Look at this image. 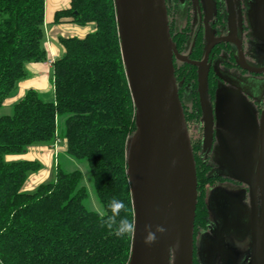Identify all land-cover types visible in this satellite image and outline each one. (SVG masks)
Listing matches in <instances>:
<instances>
[{
  "label": "trees",
  "instance_id": "trees-1",
  "mask_svg": "<svg viewBox=\"0 0 264 264\" xmlns=\"http://www.w3.org/2000/svg\"><path fill=\"white\" fill-rule=\"evenodd\" d=\"M53 24L94 31L84 38H60L64 54L54 64L55 102L29 91L12 114L0 116V264H128L133 232L115 235L100 213L86 208L81 171L66 172L58 164L53 181L27 192L24 185L41 164L6 160L31 146L64 141L70 157L89 163L104 209L115 197L126 206L120 216L134 224L128 153L137 132L136 110L115 0H72L69 8L56 12ZM172 39L182 52L184 38L172 30ZM202 50L195 46L192 58L201 59ZM47 59L46 0H0V108L26 78V65ZM175 72L198 177L196 237L208 227L206 193L213 181L202 139L191 134L202 119L201 74L195 65L177 61ZM208 94H215L212 80ZM194 260L201 264L196 250Z\"/></svg>",
  "mask_w": 264,
  "mask_h": 264
},
{
  "label": "water",
  "instance_id": "water-1",
  "mask_svg": "<svg viewBox=\"0 0 264 264\" xmlns=\"http://www.w3.org/2000/svg\"><path fill=\"white\" fill-rule=\"evenodd\" d=\"M115 8L137 124L128 153L135 218L128 264H195L198 177L176 79L175 58L200 69L202 109L206 131L210 134L213 113L208 102L209 79L205 72L214 43L209 46L205 60L192 62L179 53L172 39L165 0H115ZM244 68L254 74L264 73V69L255 70L245 62ZM236 82H233L234 87L243 85L242 81ZM244 105L242 99L233 97L221 107L229 108L226 111L232 113L230 120L249 121L250 114ZM223 115L218 132L231 147ZM235 160L242 169L246 168L242 178L252 186L253 195L257 185L261 188L263 210L260 226L254 216L252 264H264V157L259 161L257 177L255 156ZM146 225H150L156 235L150 245L145 243ZM157 226L163 227L165 232H156Z\"/></svg>",
  "mask_w": 264,
  "mask_h": 264
},
{
  "label": "flooded vegetation",
  "instance_id": "flooded-vegetation-1",
  "mask_svg": "<svg viewBox=\"0 0 264 264\" xmlns=\"http://www.w3.org/2000/svg\"><path fill=\"white\" fill-rule=\"evenodd\" d=\"M166 5L171 36L173 30L175 35L179 34L185 40L184 50L180 52L178 49L182 56L192 62H202L209 46L214 43L205 72L209 81L215 83L214 97L208 94L213 113V132L209 134L206 131L203 109L201 125L198 124V128L199 125L202 127L199 135L203 143L202 154L212 166L210 175L213 181L207 186L206 193L208 227L195 237L197 257L200 261L201 237L211 235L208 248L213 251L219 264H240L242 254H245L242 263L251 264L252 227L254 216L260 226L262 192L257 185L253 195L252 186L242 178L246 168L242 169L235 159L249 160L255 156L256 176L259 161L264 157V73L254 74L244 68L245 62L255 70L264 69V0H167ZM195 46H202L203 49V56L199 60L192 58ZM176 61L190 64L175 58ZM238 80L243 85L234 87L233 82ZM191 90V87L187 88L188 94ZM233 97L245 102V109L250 114L249 121L230 120L232 113L226 111L229 108L221 107ZM221 114H225L223 117L231 147L225 144L218 132ZM206 145L207 153L204 154ZM216 164L223 172L214 173ZM250 239L251 245L248 242ZM237 247L242 248L240 253Z\"/></svg>",
  "mask_w": 264,
  "mask_h": 264
},
{
  "label": "crops",
  "instance_id": "crops-1",
  "mask_svg": "<svg viewBox=\"0 0 264 264\" xmlns=\"http://www.w3.org/2000/svg\"><path fill=\"white\" fill-rule=\"evenodd\" d=\"M71 2L72 0H46V49L48 50V62L28 63L26 65V78L18 83L12 96L6 100L2 108L13 110L14 106L23 100L29 91H35L37 93L38 91H42V97L40 96L41 99H43L44 95L47 97L51 92L52 96L48 98L46 102H55V87L51 79V75L53 74V81L55 80L54 66L49 63L52 52L56 55V60H58L64 54V49L60 43L61 37L84 38L87 34L94 31L93 27L53 24L56 12L69 8ZM61 155L64 158H68L70 161L73 160V158L67 154L66 143L63 144L62 142L57 146H31L22 154L7 156L6 160L8 162L32 161L41 164L42 168L38 172L32 174L24 185V190L27 189L32 192V190H36L41 184L55 179V177H52V167L55 162L57 167L58 164L60 165V162L58 163V158H60ZM51 178L52 180H50Z\"/></svg>",
  "mask_w": 264,
  "mask_h": 264
},
{
  "label": "rangeland",
  "instance_id": "rangeland-1",
  "mask_svg": "<svg viewBox=\"0 0 264 264\" xmlns=\"http://www.w3.org/2000/svg\"><path fill=\"white\" fill-rule=\"evenodd\" d=\"M26 71H27V68H26ZM51 79H52V83H53V86H54L53 74L51 75ZM23 80H21V81H23ZM41 92L42 91H40V92L38 91L39 96H41V94H42ZM51 96H52V93L50 92L47 97H46V95H44L42 100L43 101L45 100V102H46L48 100V98H50ZM186 101L187 102L190 101L189 95H186ZM12 112H13V110H11V109L0 108V116L8 115V114L10 115V114H12ZM62 124L63 123H61V130L63 129ZM200 125H201V122H200ZM200 125H199V128H198V125H196V126H193V128L191 129V134L193 136L195 135V136L198 137L200 135V130L202 129V127L200 128ZM62 143L65 144L64 141ZM205 153H207V145L205 147L204 154ZM59 162H60L61 168L64 169L66 172H72V171H75V170L81 171V173H82V184L86 187V189L88 191V198L85 201V206L90 211H94V212L100 213L104 209V207L100 203V201H99V199L97 197V194H96V191H95V186H94V179H93V176H92V173H91V169H90L89 163L86 160H77V159H73L72 161H70L68 158H64L62 155L60 156V158H58V163ZM219 167H220L219 164L218 165L216 164V166H214V170H216V171H214V173L223 172V169L221 167L219 169ZM218 169H219V171H217ZM56 172H57V165H56V162H55L53 164V167H52V177H55ZM50 180H52V178ZM211 189L213 190L215 188H211ZM25 190L27 192H31V191H28L27 189H25ZM32 191H35V189L32 190ZM212 224H213V221H212ZM210 229L212 230V225H211ZM206 236H208V235H206ZM209 236L212 237L211 235H209ZM209 236L208 237H204V238L201 237V240L199 242V250L201 252V254H200V257H201L200 258V263L201 264H219V261L215 257L213 251L208 248V244L211 243V240L209 239ZM203 239H204V241H203ZM248 242H249V245H251V239ZM248 242H246V244ZM238 249L240 251H237V252L240 253L242 251V248L241 247L240 248L237 247L236 250H238ZM247 255H248V252H247ZM244 256H245V254H242L240 256V260H239L240 264H243L241 260L244 259ZM251 258H252V254H251ZM251 264H252V262H251Z\"/></svg>",
  "mask_w": 264,
  "mask_h": 264
},
{
  "label": "clouds",
  "instance_id": "clouds-1",
  "mask_svg": "<svg viewBox=\"0 0 264 264\" xmlns=\"http://www.w3.org/2000/svg\"><path fill=\"white\" fill-rule=\"evenodd\" d=\"M125 207L123 201L114 197L109 202L107 208L100 212V215L103 218V223L110 229H113L115 235L121 237L134 231V224L130 222L127 217L120 216V213L125 210ZM150 228V225L145 226V231L147 232L145 243L149 245L156 240V235L150 230ZM155 231L162 234L165 232V229L157 226Z\"/></svg>",
  "mask_w": 264,
  "mask_h": 264
},
{
  "label": "built area",
  "instance_id": "built-area-1",
  "mask_svg": "<svg viewBox=\"0 0 264 264\" xmlns=\"http://www.w3.org/2000/svg\"><path fill=\"white\" fill-rule=\"evenodd\" d=\"M56 61H57L56 55L52 52V57L50 58L49 63L54 66ZM47 62H48V59H47ZM59 143H60V141L58 140L55 146H57Z\"/></svg>",
  "mask_w": 264,
  "mask_h": 264
}]
</instances>
